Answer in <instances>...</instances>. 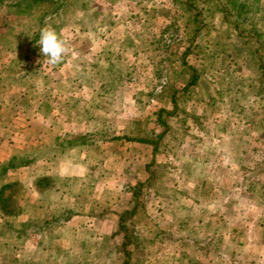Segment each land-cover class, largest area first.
Returning <instances> with one entry per match:
<instances>
[{"label": "rangeland", "instance_id": "rangeland-1", "mask_svg": "<svg viewBox=\"0 0 264 264\" xmlns=\"http://www.w3.org/2000/svg\"><path fill=\"white\" fill-rule=\"evenodd\" d=\"M234 1L243 15L264 19V0ZM0 4L1 114L22 116L21 109L38 106L49 110L51 100L39 104L36 94L45 90L53 100V83L61 75L77 76L75 66L89 67L92 54L98 51L104 53L98 66L79 73L82 82H90V77L96 82L92 89L78 92H106L107 97L97 100L100 109H87L93 115L86 129L94 121L103 125V141L80 147L64 140L58 145L51 138L41 143L40 151H31L48 165L55 159L56 163L86 162L80 176L68 164L54 166L52 171L62 176L52 177L71 180L68 185L56 181L55 186L63 189L41 198L44 204L51 198L68 204L73 215L64 227L56 226L52 232L38 229L53 211L33 210L40 193L34 181L23 182L25 173H21L22 181L5 188L6 206L3 210L0 206V264H121L118 215L131 208L129 190L149 176L145 166H152L154 160L156 175L142 189V198H148L143 207L147 216L145 211L134 216L145 223L138 234L145 244L133 253L132 264H264V103L254 94L255 76L249 67L228 73L234 68L228 63L241 65L242 59L224 55L214 61L204 56L202 61L201 49L199 57L190 56L189 62L199 66L201 75L183 103L186 114L179 122L171 121L173 133L162 138L166 149L161 145L153 156L151 145L132 140L138 136L152 140V132L161 128L155 125L153 113L169 105L165 99L146 96L160 89L154 75L156 61L171 55L161 73L178 83L186 78L179 53L187 45L188 33L172 26V19L186 14L187 0H80L58 19L62 24L56 31L67 40L69 52L57 65L46 63L39 40H34L41 7L27 10L16 0H0ZM162 35L178 36L167 51L155 43ZM232 35L234 42L228 44L227 52L237 53L238 48L245 57L243 39ZM110 93L116 97L108 98ZM76 106L72 107L79 111ZM40 120L36 116L32 123ZM25 121L18 120L20 130ZM21 151L14 161L18 166L29 161L28 152ZM5 166L0 168V181ZM29 220L33 222L22 232V224ZM155 221L159 225L151 229ZM180 221H186L184 234L180 233L185 238L156 239L158 231L171 232Z\"/></svg>", "mask_w": 264, "mask_h": 264}, {"label": "trees", "instance_id": "trees-1", "mask_svg": "<svg viewBox=\"0 0 264 264\" xmlns=\"http://www.w3.org/2000/svg\"><path fill=\"white\" fill-rule=\"evenodd\" d=\"M79 1L80 0H16V4L27 10H33L38 6L41 7V11L39 12L37 18L40 29L46 24L57 29L59 28L58 26L62 24L61 22L58 23V19L63 18V13H66L67 9L73 7L75 4H78ZM240 7L241 6H239V4L234 0H194V2L193 0H187V12L182 17V19L179 20L173 17L172 26L177 27V29L180 27L184 32L188 33L186 40L187 45L185 46L184 50L179 53L182 72L184 75H186V78L182 83H178V79H174L166 75L167 73H161V69L167 66V61H170L168 60V56L171 55H167L164 58L161 57L156 61L154 75L155 78L160 81V89L158 91L155 90L154 92L147 93L146 96L149 98V100L155 98L158 101H163L165 99L169 105L168 107H159V109L153 113L155 125H158L161 128L159 131L155 130L152 132V140L139 137H133L132 139L133 141L140 143L144 142L151 145L153 156L160 152L161 148H165V146L162 145V138L166 134L173 133L171 121L174 120L176 122L177 120V122H179L182 120V115L186 114L183 103L189 98L190 94H192V91L196 87L201 75L199 72V66L190 63L189 57H199L201 55L200 49L202 50L203 57L199 58L202 61L204 56H207L211 61L218 59V57L222 58L224 55H227L228 57L231 56V60L242 59L244 63L241 65H236L235 63L230 65L231 63L229 62V66H233L234 68L228 73H232L233 71L235 72L243 66L249 67L255 76L252 79L255 83L253 85L254 90H256L254 94L257 96V100L261 101V103H264V19H254L251 16L243 15ZM72 13L73 15L76 14L74 10ZM28 14L31 15L30 12H28ZM260 19L263 20L261 21ZM40 29L36 31L37 33H35L34 40H39ZM233 32L235 36H240V38L243 39L242 43L240 44L242 45V53L245 55V57H243L241 54H238L240 53L238 48L236 49V51H238L237 53L227 52V48L229 46L228 44L233 45L234 42L230 41L231 38H233ZM177 37V35H162L157 39V41H155V43L157 42V44L162 49L165 48V51H167L171 46V41L173 39L176 40ZM0 38H3L2 35ZM2 47L4 46L2 45ZM234 47L236 46L234 45ZM98 59L95 60V63L94 61L91 63L90 70H92L95 66H98ZM150 59L151 61H154L152 58ZM161 74L164 77H167L168 82H166V84L162 81ZM104 129L105 128L103 125L100 126L99 123L94 121L93 127L88 130L87 133H83L82 135H79V137L69 140L68 143L72 144L73 142H77L78 146L80 147L94 145L98 141L104 140V134H106ZM161 145L163 147H161ZM169 151L175 153V149L174 151L172 149ZM154 162L152 166L155 165ZM11 163L12 166H20L16 165L15 162H10V164ZM152 166L151 164H147L145 166L146 171L149 172V176L143 182L133 185L130 190L128 189L131 194V208L121 211L118 215L116 233H121L123 236V241L120 244L119 249H117V251H119L124 257L121 264H132L131 260L133 258V253L136 251V249L140 247L142 248L145 244L144 241H141L142 236L138 235L142 232L145 223L140 224V219H135L134 216L137 215L139 211H142V213L145 211V214L143 213V215L144 217L145 215L147 216L146 209H143V207H145L144 202H146L148 198H142V189L145 184L149 185L148 183H151L153 177L156 175V168L154 166L152 169ZM58 179L59 178L52 176H44L42 178L36 179L35 181V187L40 194L38 199L35 200L34 206H32L33 210L36 208L37 210L44 209L45 212L48 210L53 211L51 219L45 218L43 221H40L38 226L39 230L44 231V229L48 228L49 232H52L56 226L64 227L65 222H67L73 215V213L68 208V204L65 202H55L52 200V198L51 201L49 200L46 204L42 202L43 200L41 198H48L51 191H59L63 189L58 185L55 186V184H57L56 181H58V183L59 181L61 183H66L68 185V181L71 180L69 177L61 178L59 180ZM73 180H75V178H73ZM9 186L11 185H4L0 188L1 210H3V208L6 206L3 204L5 199H3L2 194L5 188ZM32 222L33 221L31 220L26 221V223L22 224L20 230L24 232L27 229L29 223ZM185 222H177V224H175L176 227L171 232L168 230L158 231L156 233V239L162 236V239L166 238L172 240H181L185 238L186 235H181L184 234L182 233L183 229H186ZM152 225L153 226H151V229H155L158 227L159 223L155 221ZM135 233L136 236H132V234ZM130 245H132V248Z\"/></svg>", "mask_w": 264, "mask_h": 264}, {"label": "crops", "instance_id": "crops-1", "mask_svg": "<svg viewBox=\"0 0 264 264\" xmlns=\"http://www.w3.org/2000/svg\"><path fill=\"white\" fill-rule=\"evenodd\" d=\"M108 42V39H107ZM110 42V41H109ZM109 44L106 43L105 46ZM119 52V51H117ZM95 60L99 57H104V53L101 51L94 52L92 54ZM101 59V58H100ZM92 61V60H91ZM91 61L88 62L89 67H85L82 64H78L75 66L77 70V76L69 77V75L60 76L59 80L55 81L53 83V88L55 92V95L52 100V95H46L45 90L42 91V93H37L36 98L34 97L35 102L41 104L42 102L46 103L47 98L51 100V108L45 111L40 110L41 106L38 107H32L27 109H21L22 116H13L12 114L8 115V113L2 112L0 113V168L5 166L6 174L0 181V187L4 185H13L16 182L22 181L20 179V176L22 177V174H24L23 182H32L36 181L38 178H42L44 176H51L52 174H55L56 176H62L59 174V172L54 173L52 170L53 167L66 165L68 164L71 168L74 170H77L76 175H84V173H81V165L85 166L86 162L81 160L77 162H70L66 159L63 162L56 163V159L53 160L50 165H48L47 160L42 156H37L36 154H32L31 151H40L43 148V145L41 143H45L47 141H51V138L57 139V144H62L64 141L72 140L73 138H77L79 134H83L84 132H88V129H86L89 125L91 120V117L93 114H90V112L87 109H100L98 106V102L106 97V92L101 93H95V94H89L84 95L83 93H79V90H89L92 89L93 80L96 82V80L92 77H90V82H82L79 78V73H87L90 71L91 68ZM93 83V84H92ZM101 83V82H100ZM47 85H45L46 87ZM116 97V94L110 93L108 95V98ZM107 98V97H106ZM99 99V100H98ZM98 100V102H97ZM54 102V104L52 103ZM30 102V101H28ZM49 102V101H48ZM94 102H97V105L95 107ZM8 103V101H7ZM48 104V103H47ZM58 105V106H57ZM73 105H77V111L76 109H73ZM95 107V108H94ZM76 110L77 112H75ZM85 113V114H84ZM88 113V114H87ZM80 115H84V118H80ZM87 115L88 117H86ZM37 116V118H40L41 120L37 123H32V120ZM34 117V118H33ZM73 117L80 118L81 120H74ZM21 118V120H26L23 124V128L19 129V122L18 120ZM29 118V120H27ZM50 122V123H49ZM2 123V124H1ZM33 124V125H32ZM80 125V127H84L82 129L77 130V126ZM33 131H32V128ZM57 127V129H54L53 127ZM52 128V130H50ZM22 137H21V136ZM141 138L140 136H138ZM23 150V151H21ZM18 151H21L22 154L28 152L26 156L29 158V161L24 160L23 164H20V168L23 167L21 170L17 166H12V163L14 162L15 158H18L19 155H17ZM32 155V156H31ZM35 156V157H34ZM10 165V166H9ZM52 167V168H49ZM18 169V171H17ZM50 169V171L48 170ZM74 174V173H72ZM65 175V174H64ZM26 176V177H25ZM29 203H32V200L28 199Z\"/></svg>", "mask_w": 264, "mask_h": 264}, {"label": "clouds", "instance_id": "clouds-1", "mask_svg": "<svg viewBox=\"0 0 264 264\" xmlns=\"http://www.w3.org/2000/svg\"><path fill=\"white\" fill-rule=\"evenodd\" d=\"M38 44L49 65L62 63L69 52L67 40L50 25H45L40 29Z\"/></svg>", "mask_w": 264, "mask_h": 264}]
</instances>
